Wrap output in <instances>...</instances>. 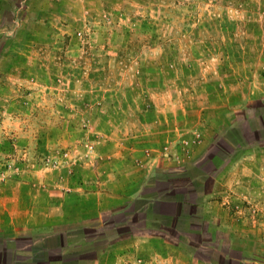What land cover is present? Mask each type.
I'll list each match as a JSON object with an SVG mask.
<instances>
[{"label": "rangeland", "instance_id": "1", "mask_svg": "<svg viewBox=\"0 0 264 264\" xmlns=\"http://www.w3.org/2000/svg\"><path fill=\"white\" fill-rule=\"evenodd\" d=\"M56 5L60 18L46 25L13 26L5 12L0 26V177L72 175L129 142L140 195L190 205L181 220L139 199L113 222L158 226L155 236L188 245L199 264H264V0ZM14 45L23 56H2ZM5 122L31 136L25 148L6 137ZM57 136L70 138L50 146ZM11 145L16 152L4 154ZM240 160L249 165L236 175ZM147 165L156 169L148 181ZM214 177L225 187L229 233H212L217 222H201L191 207ZM145 208L148 222L139 221Z\"/></svg>", "mask_w": 264, "mask_h": 264}, {"label": "crops", "instance_id": "2", "mask_svg": "<svg viewBox=\"0 0 264 264\" xmlns=\"http://www.w3.org/2000/svg\"><path fill=\"white\" fill-rule=\"evenodd\" d=\"M57 1L0 0V26L5 12L11 15L13 26L29 23L46 25L48 19L60 18ZM24 53L14 45L5 49L2 56L21 57ZM4 125L7 128L4 132L6 137L18 136V148H25L31 136L26 132L11 134L12 123L5 122ZM36 138L37 141L42 139L41 135L33 140ZM66 138L70 137L63 136L61 139L57 136L50 141V146L60 142L65 144ZM127 147L131 145L124 142L113 157L99 152L100 158L95 160L93 169L74 170L72 175H66L65 171L29 175L21 170L18 175L8 176L5 173L1 176L0 264H199L188 252V245H177L164 237L155 236L161 232L158 226L141 228L136 225L131 230H123V225L112 221L124 216L131 204L139 199L144 200L155 215L167 214L181 220L186 218L179 211L153 207L150 198L140 195L139 187L143 186L140 185V173L129 160L134 156L124 151ZM14 152L15 145L3 150L6 155ZM8 163L13 166L15 162L10 158ZM248 165L243 160L237 161L231 165V171L237 175ZM147 171L148 181L155 177L156 169L147 165ZM9 173L12 174L13 170ZM213 181V191L204 195L199 203H192L191 207L201 222H217L210 230L212 233H229L232 223L230 206L219 201L220 191H225V187L216 177ZM149 209L145 208L143 219L139 221H149L144 219L148 211V214L151 213ZM140 230L146 235L139 234ZM208 230L199 231L209 233ZM111 232L114 238H110ZM67 236L73 237L68 243ZM94 236H99L102 244L94 246ZM70 256L72 260L68 259Z\"/></svg>", "mask_w": 264, "mask_h": 264}, {"label": "trees", "instance_id": "3", "mask_svg": "<svg viewBox=\"0 0 264 264\" xmlns=\"http://www.w3.org/2000/svg\"><path fill=\"white\" fill-rule=\"evenodd\" d=\"M260 115H264V111L261 112ZM151 201H152L151 206L153 207L160 206L162 208H165V210L179 211L180 213H182V215H184V209L189 208V202L185 200L151 198ZM72 238L73 237L71 236H67L66 243H68L70 241L69 239H72Z\"/></svg>", "mask_w": 264, "mask_h": 264}, {"label": "built area", "instance_id": "4", "mask_svg": "<svg viewBox=\"0 0 264 264\" xmlns=\"http://www.w3.org/2000/svg\"><path fill=\"white\" fill-rule=\"evenodd\" d=\"M66 156V155H65Z\"/></svg>", "mask_w": 264, "mask_h": 264}]
</instances>
